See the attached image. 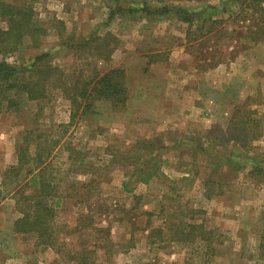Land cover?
<instances>
[{"label": "rangeland", "instance_id": "obj_1", "mask_svg": "<svg viewBox=\"0 0 264 264\" xmlns=\"http://www.w3.org/2000/svg\"><path fill=\"white\" fill-rule=\"evenodd\" d=\"M146 1L153 9L183 8L195 15L193 24L173 12L147 15L140 10L142 0H24L48 29L38 49L25 48L26 57L50 49L56 64L86 67L72 53L56 51L57 20L76 38L108 35L114 50L98 67L124 71L127 99L116 109L95 101L93 112L71 118L70 102L59 91L41 105L11 93L16 107L0 103V178L17 164L16 148L31 132L30 150L48 163L45 177L62 198L55 222L65 246L93 243L94 233H68L88 213L119 246L114 264H264V182L248 175L247 160H264V36L250 40L236 1ZM118 5L124 9L110 16ZM208 18L221 21L200 29L196 22ZM244 105L246 118L255 122L230 121ZM254 133L259 137L249 140ZM196 144L208 153L197 149L192 159ZM221 153L237 155L242 167L212 171L211 178L224 185L208 197L202 183ZM154 154L164 160L161 174L146 184L135 182L131 167ZM24 168L19 180H25ZM188 169L190 180H181ZM19 216L15 199L6 194L0 202V264H75L36 245L34 234L14 233ZM187 222L196 234L199 224L210 231L213 255H206L199 239H170V224ZM99 254V264H106Z\"/></svg>", "mask_w": 264, "mask_h": 264}, {"label": "trees", "instance_id": "obj_2", "mask_svg": "<svg viewBox=\"0 0 264 264\" xmlns=\"http://www.w3.org/2000/svg\"><path fill=\"white\" fill-rule=\"evenodd\" d=\"M20 1L6 2L0 0V21L4 23L3 26H0V103L5 102L6 108L15 106L16 101L11 95L12 93L14 96L25 95L26 99L41 105L50 100L53 91H59L70 102L71 118L77 114L85 116L93 112L94 102L99 100L108 101L114 109L123 106L127 99L124 71L121 68L101 69L98 67L99 60H110L114 49L108 40L112 37L90 35L76 38L64 26L63 22L57 20L53 24V27L58 30L59 38L55 45L58 48L56 51L63 50L66 51L65 54L72 53L73 59L82 60L86 67L69 68L56 64L50 49L32 53L26 57L23 53L25 48L31 51L38 49L43 44V38L48 34V29L38 20L31 2ZM111 1L117 2V0ZM231 1L239 2L242 5L240 8L241 19L243 23H248L246 29L251 34L250 40H262L264 36V0ZM154 7L156 8L149 7L147 1L142 0L140 10L147 15L173 12L181 20L189 22V25L193 24L195 15L188 13L183 8L170 7L167 4ZM123 9L122 6H116L110 12V16ZM231 14L235 13L230 10ZM253 14L259 15V17ZM253 19L255 20L253 21ZM220 21L221 19L208 18L198 20L196 24L202 29L205 27L204 23L214 25ZM24 44L27 45L24 46ZM8 57H15L16 59L9 62L7 61ZM244 108L245 105L237 108L236 115L230 121L233 122L236 118L234 123H241L244 126L255 122V118H246ZM31 135V132L27 133L23 137L22 143L16 148L17 164L7 168L0 178V202L6 194L11 193V197L15 199V208L20 213V216L13 222L14 233L34 234L36 245H45L54 249L68 262L99 264L98 258L100 257L99 252H101L105 257L106 264H114L112 257L121 251L118 249L119 246L114 245L110 231L102 226H96L93 216L88 213L80 214L76 225L68 233H80L79 236H90L91 233H94L95 237L91 245L85 239V243L69 248L65 246L66 243L60 242V238H57L61 230L58 229L60 226L56 224L55 216L62 198L57 196V192L54 190L55 186L51 183L52 180L45 177L48 163H44L39 153L30 150ZM258 137L259 134L257 133L248 136L249 140ZM164 138L162 136V140ZM184 140L194 145V142L189 138H184ZM196 142L199 144L198 138H196ZM197 144L189 154L192 159H195L197 149L202 148ZM201 150L208 153L203 148ZM217 158V163L213 165L202 183L206 188L208 197L215 193V187L219 190L217 193H220L224 185V183L221 184V182H216L211 178L212 171L222 166L235 173L242 167L239 165L241 159L237 155L228 154L227 157H224L221 153ZM247 160L252 161L248 175L255 180L261 179L259 182H264V160H259L258 157H247ZM163 161L154 154L146 158L138 167L133 168L132 166L131 175H134L135 182L149 183L154 177L161 174L159 170ZM41 163L44 166L37 170L36 168ZM22 167H25L23 176L25 180L18 179ZM190 170H186V176H182L180 179L190 180L188 176ZM125 187L126 182L122 181L124 190ZM82 203H86V201H82ZM170 227V229L173 228L174 236L170 238L173 242L182 244L186 237L190 240L199 239L204 244L205 249H208L206 255L207 253L209 255L214 254V248L210 247L211 239L207 235L210 231L203 229L201 224L198 226L199 232L197 234L192 231L194 224L190 222L184 225L170 224ZM205 261L208 262V258Z\"/></svg>", "mask_w": 264, "mask_h": 264}]
</instances>
